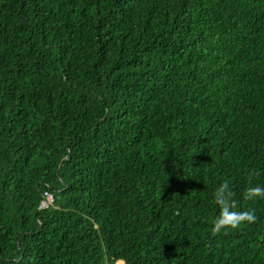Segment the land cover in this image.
I'll list each match as a JSON object with an SVG mask.
<instances>
[{"label":"trees","instance_id":"1","mask_svg":"<svg viewBox=\"0 0 264 264\" xmlns=\"http://www.w3.org/2000/svg\"><path fill=\"white\" fill-rule=\"evenodd\" d=\"M257 185L264 0H0V264H264Z\"/></svg>","mask_w":264,"mask_h":264},{"label":"clouds","instance_id":"2","mask_svg":"<svg viewBox=\"0 0 264 264\" xmlns=\"http://www.w3.org/2000/svg\"><path fill=\"white\" fill-rule=\"evenodd\" d=\"M255 174L259 175L258 172ZM234 195L227 179L215 189L214 199L219 206V213L212 222L211 235L213 237L222 232L228 234L229 230H236L244 224H253L257 221L258 217L254 208L238 210V201L234 199ZM257 198H264V187L249 186L244 190V200L251 201Z\"/></svg>","mask_w":264,"mask_h":264},{"label":"rangeland","instance_id":"3","mask_svg":"<svg viewBox=\"0 0 264 264\" xmlns=\"http://www.w3.org/2000/svg\"><path fill=\"white\" fill-rule=\"evenodd\" d=\"M138 234L137 239L135 240V238L133 239V237H135V235ZM141 233L137 232L134 235H132L130 241L122 248L123 251H118L110 260L109 264H120V261H125L124 256L126 253V250L128 249L129 246H132L134 244H136L139 241Z\"/></svg>","mask_w":264,"mask_h":264},{"label":"built area","instance_id":"4","mask_svg":"<svg viewBox=\"0 0 264 264\" xmlns=\"http://www.w3.org/2000/svg\"><path fill=\"white\" fill-rule=\"evenodd\" d=\"M53 200V197H52V195H50V194H47V198H46V200L43 202V206H47L48 205V203L50 202V201H52Z\"/></svg>","mask_w":264,"mask_h":264},{"label":"water","instance_id":"5","mask_svg":"<svg viewBox=\"0 0 264 264\" xmlns=\"http://www.w3.org/2000/svg\"><path fill=\"white\" fill-rule=\"evenodd\" d=\"M125 262V261H124Z\"/></svg>","mask_w":264,"mask_h":264}]
</instances>
